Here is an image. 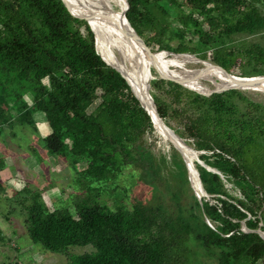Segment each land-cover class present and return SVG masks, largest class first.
I'll return each instance as SVG.
<instances>
[{
  "label": "trees",
  "instance_id": "trees-1",
  "mask_svg": "<svg viewBox=\"0 0 264 264\" xmlns=\"http://www.w3.org/2000/svg\"><path fill=\"white\" fill-rule=\"evenodd\" d=\"M126 1L125 17L136 34L150 50V43L162 47L168 25L159 0ZM167 1L181 9L182 27L203 20L212 25L198 34L199 43L212 49L209 61L239 77L264 74V45L231 40L264 33V0ZM68 12L60 0H0V130L13 120L35 129L32 113L38 114L53 130L41 139L44 150L69 164L84 158L79 177L113 184L112 200L97 201L85 185L69 207L47 210L30 193L22 206L31 241L49 252L92 248L70 256V264H193L190 244L213 264H255L264 256V240L252 231H264V103L238 89L204 97L173 81L147 79L158 117L169 127L167 109L182 114V130L174 133L208 152L197 157L218 173L194 162L212 203L197 200L186 190L175 152L170 160L179 173L162 172L167 159L143 138L152 130L148 114L126 80L102 61L85 21ZM176 52L196 51L179 46ZM125 167L144 187L128 203L126 188L114 184Z\"/></svg>",
  "mask_w": 264,
  "mask_h": 264
},
{
  "label": "rangeland",
  "instance_id": "rangeland-1",
  "mask_svg": "<svg viewBox=\"0 0 264 264\" xmlns=\"http://www.w3.org/2000/svg\"><path fill=\"white\" fill-rule=\"evenodd\" d=\"M108 2L113 3L115 0H109ZM98 4L100 8H104L105 6L102 2H98ZM156 5L163 10V16L168 25V30L161 39L162 47H157L156 44L150 43L151 51L157 52L164 50L168 52L162 51L161 54H154L149 57V60L146 62L148 80H167L160 76L166 75L184 83L189 88L205 94L212 90L236 87L240 89L237 91L247 99L253 102L264 103V83L247 81L225 83L214 81L213 75L194 61V59L187 61L186 64L178 63L174 58L177 53L180 54L182 52H176L177 48L179 46L193 47L196 51L193 54L194 56L192 55L194 58L211 64L220 74H225L214 63L209 61V57L212 55V49L204 48L199 43V31H211L213 28L212 25L208 21L203 20L199 24H188L182 27L177 22L182 12L181 9L174 7L167 0H159ZM114 8H116L115 5ZM125 8L127 12L128 6L126 5ZM231 40L237 43L256 41L264 45V33L251 36H234ZM94 48L96 50L95 41ZM188 53L186 52L185 54ZM189 54L191 55L192 53ZM238 70L239 68L235 67L233 72H238ZM257 79H262L263 81L264 77L249 78V80ZM197 94L204 97L209 95ZM97 102L98 99L90 105L89 110ZM32 118L35 129L30 128L25 123L13 120L8 127L0 130V158L3 160V166L0 169V264H70V256L89 252L92 248L88 245L69 246L64 252H49L43 249L40 244L31 241L26 232L24 225L25 213L22 203L26 204L30 202V193L35 192L38 196V201L47 210L69 207L76 197L86 192L82 190V187L86 185L93 189L87 191V194L94 196L97 201H103L107 205H110L112 198L109 194V189L113 187V184L110 182L100 183L82 180L78 175V172L85 167L86 163L82 157L73 160L69 164L66 159L49 155L44 150L41 139L48 133L53 132L52 127L49 123L43 122L36 113H32ZM166 122L169 124L168 128L173 132L174 130L181 131L183 115L173 113L168 108ZM61 138L66 144H69V139L66 136L62 135ZM143 138L156 156L164 155L165 159H167L166 166H163L162 172L165 173L171 170L178 174L177 165L172 163L170 159L173 152L179 158L178 153L184 157L181 151L157 127L156 129L152 128L151 131H145ZM180 138L194 152V162L198 159L197 156L199 154H209L206 151L195 150L190 139L186 137ZM134 174L132 170L125 167L114 181V184H117L119 187L124 186L126 188L127 196L124 199L126 203L131 199L133 193L139 196L140 190L144 188ZM167 177L169 180L170 176L167 175ZM191 184L199 194L200 187L196 176L195 184L192 181ZM225 187L232 196L241 198L238 191L232 189L229 183H225ZM186 190L192 192L189 183H187ZM163 191V187L158 190L159 193H163ZM204 199L212 203L209 196H206ZM149 201L153 202V199ZM260 210L264 212V205L261 206ZM240 229L243 230L242 224ZM188 260L193 264L214 263L212 260L204 257L191 244ZM255 264H264V256Z\"/></svg>",
  "mask_w": 264,
  "mask_h": 264
},
{
  "label": "bare ground",
  "instance_id": "bare-ground-1",
  "mask_svg": "<svg viewBox=\"0 0 264 264\" xmlns=\"http://www.w3.org/2000/svg\"><path fill=\"white\" fill-rule=\"evenodd\" d=\"M67 10L75 17H81L84 19L93 31L95 45L97 46V41L99 44L96 48L97 53L100 54L101 58L109 65L116 68L123 78L126 80L130 86L133 94L138 98L142 106L148 110L153 121L154 128L156 127L160 132H162L182 153L186 166L188 168L189 178L191 177L190 183L192 181L195 184V174L192 164L195 161V157L190 151V149L184 144L182 140H179L176 136L171 134L169 131L162 129L158 120L155 117L151 103L146 93L145 84L148 79L147 77V67L146 62L149 60L150 56L154 54H161V51L153 52V54L146 53L140 45L133 41L126 32L125 23L122 20L123 15L126 10L125 0H115V2L110 3L109 0H62ZM98 2H102L105 6L100 8ZM114 5L116 8H114ZM117 6H119L117 8ZM95 46V47H96ZM168 52V51H164ZM171 53V52H169ZM193 54H178L174 59L178 63L186 64L187 61L194 59L198 64L205 68L208 72L213 75L214 81L219 82H258L264 83V80H249V78H242L235 75L220 74L215 67L207 62H203L192 56ZM161 77L171 78L170 76L160 75ZM142 77V78H141ZM261 76H253L251 78H262ZM178 81V80H176ZM179 83L185 85L184 83L178 81ZM187 86V85H185ZM189 87V86H187ZM228 88V87H226ZM223 89V88H221ZM240 90L239 88H236ZM218 90V89H217ZM209 93V92H208ZM207 94V93H206ZM190 171V172H189ZM191 173V176H190ZM192 186V184H191ZM193 187V186H192ZM194 188V187H193ZM195 190V188H194ZM196 191V190H195ZM197 192V191H196ZM198 193V192H197Z\"/></svg>",
  "mask_w": 264,
  "mask_h": 264
},
{
  "label": "water",
  "instance_id": "water-1",
  "mask_svg": "<svg viewBox=\"0 0 264 264\" xmlns=\"http://www.w3.org/2000/svg\"><path fill=\"white\" fill-rule=\"evenodd\" d=\"M61 1V3L63 4V6L66 8V6L64 5V3H63V1L62 0H60ZM125 2H126V5L128 6V3H127V1L125 0ZM66 10H67V8H66ZM68 11V10H67ZM69 13V12H68ZM70 14V13H69ZM71 15V14H70ZM72 16V15H71ZM72 17H74V18H77V19H80V20H83V21H85L84 19H82L81 17L80 18H78V17H75V16H72ZM122 20L124 21V23H125V29H126V32H127V34L130 36V38L133 40V41H135L138 45H140V47L146 52V53H148V54H153V52L144 44V42H143V40L136 34V32L133 30V28H132V26H131V24H130V22L127 20V18L125 17V14L123 15V17H122ZM85 23L87 24V26L89 27V30L92 32V34H93V31H92V29L90 28V26L88 25V23L85 21ZM93 39H94V36H93ZM162 51H164V50H162ZM100 56V55H99ZM100 58H101V56H100ZM102 59V58H101ZM102 61L106 64V65H108V66H110V67H112L114 70H116L120 75H121V73L116 69V68H114L113 66H111V65H109V64H107L103 59H102ZM216 66L220 69V70H222L225 74H227V75H230V73H228V72H226L224 69H222L220 66H218L217 64H216ZM122 76V75H121ZM258 76H261V75H258ZM123 77V76H122ZM160 77V76H159ZM253 77V76H252ZM161 78H164V79H167V80H170V81H173V82H176V83H178V84H180L181 86H183V87H185V88H187V89H189V90H192V91H195V92H197V93H200V94H203V95H208V94H210V93H214V92H221V90H227V89H235V87H228V88H223V89H218V90H212V91H210L209 93H207V94H205V93H202V92H199V91H197V90H194V89H192V88H189V87H187V86H185V85H183V84H181V83H179L178 81H176V80H173V79H171V78H165V77H161ZM242 78H247V77H242ZM248 78H251V77H248ZM125 80V79H124ZM127 83V82H126ZM148 80L146 81V93H147V96H148V98H149V101H150V103H151V106H152V109H153V112H154V114H155V117H156V119L158 120V122H159V124H160V126L162 127V129H164V130H166V131H169L171 134H173L174 136H176L179 140H181V138L180 137H178L170 128H168L163 122H162V120L158 117V115H157V113H156V111H155V108H154V105H153V102H152V99H151V97H150V95L148 94ZM130 89V88H129ZM131 91V90H130ZM132 93V92H131ZM133 94V93H132ZM133 96L137 99V101H138V103H139V105L143 108V110L148 114V116H149V118H150V121H151V124H152V128H154V121H153V119H152V117H151V115H150V113L148 112V110H146L143 106H142V104L140 103V101L138 100V98L133 94ZM189 148V147H188ZM174 149L177 151V152H179L175 147H174ZM190 149V148H189ZM191 151V150H190ZM192 152V154L194 155V157H195V154H194V152L193 151H191ZM179 154V156H180V159H181V161H182V163H183V165H184V168H185V172H186V178H187V182L189 183V186H190V188H191V190H192V193H193V195L195 196V198L197 199V200H199V198L200 197H203V198H205L206 196H208L205 192H204V190H203V188H202V186H201V183H200V181H199V178H198V173H197V170L195 169V168H193V170H194V174H195V176H196V178H197V182H198V184H199V187H200V192H199V194L194 190V188L191 186V183H190V178H189V175H188V168H187V166H186V163H185V161H184V158L181 156V154L180 153H178ZM196 163L197 164H199V165H201V166H203V167H205L207 170H209V171H212V172H215V173H217L214 169H212V168H210V167H207V166H205L201 161H199L198 159H196ZM192 166H194V163L192 164ZM218 174V173H217ZM204 221H205V223L208 225V226H210L209 225V223H208V221L206 220V219H204ZM242 231H244V232H246V231H250V230H248V229H246L245 227H244V225L242 224ZM252 231H254L255 233H257L263 240H264V231H261V230H259V229H255V230H252Z\"/></svg>",
  "mask_w": 264,
  "mask_h": 264
}]
</instances>
